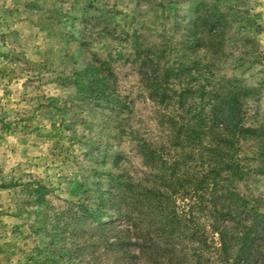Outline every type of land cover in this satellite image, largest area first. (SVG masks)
<instances>
[{"label":"rangeland","instance_id":"rangeland-1","mask_svg":"<svg viewBox=\"0 0 264 264\" xmlns=\"http://www.w3.org/2000/svg\"><path fill=\"white\" fill-rule=\"evenodd\" d=\"M204 11L212 46L189 57L186 19ZM159 46L168 65L195 59L207 89L227 80L251 89L245 122L264 126V0H0V264H92V247L73 249L56 218L69 203H100L105 230L125 223L108 205L107 173L145 170L135 137L166 141L158 118L169 108L149 99L133 54ZM92 53L109 65L120 105L85 93ZM239 144L252 153L249 140ZM242 163L238 191L264 197L258 162Z\"/></svg>","mask_w":264,"mask_h":264},{"label":"trees","instance_id":"trees-1","mask_svg":"<svg viewBox=\"0 0 264 264\" xmlns=\"http://www.w3.org/2000/svg\"><path fill=\"white\" fill-rule=\"evenodd\" d=\"M211 17L204 11L186 19L184 50L189 57L212 46ZM133 54L149 99L169 108L158 118L167 131L166 143L135 137L145 170L140 175L124 168L107 173L113 186L108 205H116L124 224L105 230L100 203H69L56 212L66 224L72 248L83 253L92 247L89 252L96 255L85 253L92 264L94 256L106 260L108 254L110 264H264V197L251 202L237 189L246 174L244 156L256 160L255 172L264 174V126L257 119L245 122L243 95L251 89L234 86L232 80L207 89L195 59L184 63L181 56L168 65L160 46L143 51L136 47ZM91 56L83 69L85 93L120 105L109 65ZM241 140L254 145L243 157Z\"/></svg>","mask_w":264,"mask_h":264}]
</instances>
